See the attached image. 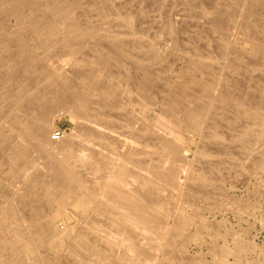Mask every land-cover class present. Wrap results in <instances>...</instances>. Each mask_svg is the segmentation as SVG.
Returning <instances> with one entry per match:
<instances>
[{
    "label": "rangeland",
    "instance_id": "374dc122",
    "mask_svg": "<svg viewBox=\"0 0 264 264\" xmlns=\"http://www.w3.org/2000/svg\"><path fill=\"white\" fill-rule=\"evenodd\" d=\"M0 24V264H29L7 255L25 239L47 264H88L75 252L86 235L116 264H264V0H0ZM17 153L31 163L13 166ZM167 163L187 172L177 191L147 175ZM140 181L145 203L125 193ZM84 185L96 211L78 200ZM120 208L133 237L111 219Z\"/></svg>",
    "mask_w": 264,
    "mask_h": 264
},
{
    "label": "bare ground",
    "instance_id": "6f19581e",
    "mask_svg": "<svg viewBox=\"0 0 264 264\" xmlns=\"http://www.w3.org/2000/svg\"><path fill=\"white\" fill-rule=\"evenodd\" d=\"M2 1V0H1ZM44 1V0H43ZM60 1V0H59ZM102 1V0H101ZM184 1V0H183ZM187 1V0H186ZM80 2V1H79ZM85 2V1H84ZM87 2V1H86ZM85 2V3H86ZM107 2V1H106ZM148 2V1H147ZM159 2V1H158ZM196 2V1H195ZM260 2V1H259ZM19 3V2H18ZM21 3V2H20ZM35 3V2H34ZM48 3H49V1H48ZM90 3V2H89ZM88 3V4H89ZM172 3V2H171ZM244 3V2H243ZM251 3V2H250ZM11 4H13V3H11ZM30 4V3H29ZM32 4V3H31ZM122 4V3H121ZM179 4V3H178ZM196 4V3H195ZM205 4V3H204ZM8 5V4H7ZM83 5V4H82ZM154 5V4H153ZM152 5V6H153ZM240 5V4H239ZM210 6V5H209ZM258 6V5H257ZM3 7V6H2ZM7 7V6H6ZM18 7H19V5H18ZM112 7V6H111ZM138 7V6H137ZM136 7V8H137ZM230 7V6H229ZM9 8V7H8ZM14 8H16V7H14ZM96 8V7H95ZM101 8V7H100ZM180 8V7H179ZM234 8V7H233ZM4 9H6V8H4ZM80 9V8H79ZM86 9V8H85ZM152 9V8H151ZM69 10V9H68ZM74 10V9H73ZM84 10V9H83ZM119 10V9H118ZM167 10V9H166ZM14 11H15V9H14ZM58 11V10H57ZM61 11V10H60ZM63 11V10H62ZM107 11V10H106ZM125 11V10H124ZM221 11V10H220ZM1 12H3V11H1ZM10 12V11H9ZM65 13H68L67 12V10H66V12ZM84 13V12H83ZM95 13V12H94ZM20 14V13H19ZM59 14V13H58ZM86 14V13H85ZM107 14V13H106ZM105 14V15H106ZM157 14V13H156ZM17 15H18V13H17ZM40 15V14H39ZM60 15V14H59ZM65 15V14H64ZM69 15V14H68ZM87 15V14H86ZM14 16H16L15 14H14ZM21 16V15H20ZM65 16H67V15H65ZM71 16V15H70ZM75 16V15H74ZM141 17L143 16V15H140ZM145 16V15H144ZM214 16V15H213ZM223 16V15H222ZM250 16V15H249ZM35 17V16H34ZM60 17V16H59ZM132 17V16H131ZM163 17V16H162ZM4 18H5V16H4ZM69 18H71V17H69ZM76 18V17H75ZM122 18V17H121ZM125 18V17H124ZM132 18H134V17H132ZM137 18H139V17H137ZM65 19V18H64ZM126 19H127V17H126ZM135 19H136V17H135ZM134 19V20H135ZM174 19V18H173ZM21 20V19H20ZM125 20V19H124ZM191 20V19H190ZM14 21V20H13ZM55 21V20H54ZM193 21V20H192ZM191 21V22H192ZM206 21H208L207 19H206ZM211 21V20H210ZM58 22V21H57ZM82 22V21H81ZM111 22V21H110ZM113 22V21H112ZM135 22V21H134ZM138 22V21H137ZM60 23V22H59ZM91 23V22H90ZM101 23V22H100ZM223 23V22H222ZM221 23V24H222ZM33 24V23H32ZM174 24V23H173ZM179 24V23H178ZM1 25V24H0ZM68 25V24H67ZM81 25V24H80ZM97 25V24H96ZM128 25V24H127ZM198 26V25H197ZM218 26V25H217ZM226 26V25H225ZM166 27V26H165ZM241 27V26H240ZM243 27V26H242ZM241 27V28H242ZM247 27H249V26H247ZM94 28V27H93ZM203 28V27H202ZM263 28V27H262ZM66 29V28H65ZM131 29V28H130ZM148 29V28H147ZM225 29V28H224ZM245 29V28H244ZM14 30V29H13ZM156 30V29H155ZM206 30V29H205ZM248 30V29H247ZM38 31V30H37ZM75 31V30H74ZM92 31V30H91ZM109 31V30H108ZM111 31H113V30H111ZM110 31V32H111ZM202 31V30H201ZM226 31V30H225ZM41 32V31H40ZM44 33H46V32H44ZM42 34V32L40 33V35H45V34ZM176 33V32H175ZM76 34V33H75ZM85 34V33H84ZM103 34V33H102ZM136 34V33H135ZM48 35V34H47ZM81 35V34H80ZM87 35V34H86ZM202 35V34H201ZM42 36H39V37H42ZM68 36V35H67ZM78 36V35H77ZM76 36V37H77ZM82 36V35H81ZM84 36V35H83ZM188 36V35H187ZM193 36V35H192ZM217 36V35H216ZM33 37V36H32ZM69 37H71V36H69ZM100 37V36H99ZM139 37V36H138ZM223 37H224V35H223ZM225 37H226V35H225ZM244 37V36H243ZM67 40H66V43L68 44V45H72V41L70 40V38H68V37H65ZM78 38L79 39H82V38H80V36H78ZM229 38V37H228ZM72 39V38H71ZM211 39V38H210ZM100 40V39H99ZM198 40V39H197ZM221 40V39H220ZM109 41V40H108ZM117 41V40H116ZM140 41V40H139ZM259 41V40H258ZM212 42V41H211ZM129 43V42H128ZM196 43V42H195ZM198 43V42H197ZM252 43H254V42H252ZM102 44V43H101ZM117 44V43H116ZM142 44V43H141ZM215 44V43H214ZM145 45V44H144ZM183 45V44H182ZM181 45V46H182ZM197 45V44H196ZM216 45V44H215ZM259 45V44H258ZM89 46V45H88ZM199 46V45H198ZM197 46V47H198ZM121 47V46H120ZM189 47V46H188ZM191 47V46H190ZM217 47V46H216ZM260 47V46H259ZM262 47V46H261ZM182 48H183V46H182ZM205 48V47H204ZM73 49V48H72ZM91 49H92V47H91ZM94 49V48H93ZM213 49H215V47L213 48ZM258 48H256V50H257ZM264 49V48H263ZM76 51V50H75ZM74 51V52H75ZM202 51V50H201ZM104 53V52H103ZM217 53V52H216ZM77 54V53H76ZM86 54V53H85ZM68 55V54H67ZM141 55V54H140ZM198 55V54H197ZM226 55V54H225ZM238 55V54H237ZM61 56V55H60ZM66 56V55H65ZM69 56V55H68ZM64 57V56H63ZM121 57V56H120ZM224 57V56H223ZM60 58V57H59ZM147 58V57H146ZM211 58V57H210ZM63 59V58H62ZM123 59V58H122ZM230 59V58H229ZM251 60V59H250ZM114 61V60H113ZM69 62V61H68ZM104 63V62H103ZM134 63V62H133ZM217 63V62H216ZM232 63V62H231ZM195 64V63H194ZM105 65V64H104ZM202 65V64H201ZM67 66V65H66ZM124 66V65H123ZM144 66V65H143ZM205 66V65H204ZM248 66V65H247ZM63 67V66H62ZM104 67V66H103ZM199 67V66H198ZM244 67V66H243ZM64 68V67H63ZM178 68V67H177ZM67 69V68H66ZM102 69V68H101ZM130 69V68H129ZM192 69V68H191ZM93 70V69H92ZM80 71V70H79ZM120 71V70H119ZM263 71V70H262ZM97 72V71H96ZM104 72V71H103ZM135 72V71H134ZM169 72V71H168ZM258 72V71H257ZM64 73V72H63ZM114 73V72H113ZM116 73V72H115ZM183 73V72H182ZM92 74V73H91ZM66 75V74H65ZM125 75H127V74H125ZM210 75V74H209ZM98 76V75H97ZM138 76V75H137ZM144 76V75H143ZM183 76V75H182ZM205 77V76H204ZM172 78H173V76H172ZM259 78H261V77H259ZM73 79V78H72ZM75 79V78H74ZM124 79V78H123ZM134 79V78H133ZM184 79V78H183ZM205 79V78H204ZM125 80V79H124ZM180 80V79H179ZM223 80V79H222ZM58 81V80H57ZM145 81V80H144ZM175 81V80H174ZM243 81V80H242ZM112 82V81H111ZM132 82V81H131ZM231 82V81H230ZM259 82V81H258ZM103 83V82H102ZM124 83V82H123ZM174 83V82H173ZM206 83V82H205ZM236 83V82H235ZM79 84V83H78ZM86 84V83H85ZM116 84V83H115ZM141 84V83H140ZM226 85V84H225ZM23 86V85H22ZM26 86V85H25ZM25 86H24V88H25ZM64 86V85H63ZM118 86V85H117ZM246 86V85H245ZM132 87V86H131ZM175 87V86H174ZM205 87V86H204ZM85 88V87H84ZM209 88V87H208ZM246 88V87H245ZM260 88H262V87H260L259 86V89ZM118 89V88H117ZM198 89V88H197ZM233 89V88H232ZM239 89V88H238ZM264 89V88H263ZM23 90V89H22ZM87 90V89H86ZM219 90V89H218ZM262 90V89H261ZM82 91H84V90H82ZM257 91V90H256ZM260 91V90H259ZM263 91V90H262ZM86 92V91H85ZM92 93H93V90L91 91ZM212 92V91H211ZM21 93V92H20ZM18 94V95H21V94ZM25 93V92H24ZM110 93V92H109ZM127 93V92H126ZM235 93V92H234ZM245 93V92H244ZM208 94V93H207ZM212 94H214V96H215V93H212ZM237 94V93H236ZM262 94V93H261ZM17 95V96H18ZM23 95V94H22ZM88 95V94H87ZM93 95V94H92ZM127 95V94H126ZM138 95V94H137ZM169 95V94H168ZM204 95V94H203ZM230 95V94H229ZM250 95V94H249ZM252 95H254V94H252ZM262 95H264V92H263V94ZM85 96V95H84ZM194 96V95H193ZM227 96V95H226ZM248 96V95H247ZM246 96V97H247ZM19 97V96H18ZM23 97V96H22ZM141 97V96H140ZM182 97V96H181ZM261 97V96H260ZM263 97V96H262ZM261 97V100L263 99ZM10 98V97H9ZM105 98V97H104ZM144 98V97H143ZM171 98V97H170ZM178 98V97H177ZM205 98V97H204ZM219 98V97H218ZM224 100L222 101V103H224V104H226V100L228 99V97H225V98H223ZM79 100V99H78ZM146 100V99H145ZM151 100V99H150ZM168 100V99H167ZM170 100V99H169ZM206 100V99H205ZM81 101V100H80ZM172 101V100H171ZM178 101V100H177ZM92 102V101H91ZM147 102V101H146ZM169 102V101H168ZM163 103H164V101H163ZM203 103V102H202ZM207 103V102H206ZM221 103V104H222ZM92 104V103H91ZM173 104V103H172ZM178 104V103H177ZM210 104V103H209ZM199 106V105H198ZM206 106V105H205ZM211 106V105H210ZM8 107V106H7ZM202 107V106H201ZM204 107V106H203ZM215 107V106H214ZM219 107V106H218ZM241 107V106H240ZM245 107V106H244ZM183 108V107H182ZM191 108V107H190ZM190 108H189V111H191L190 110ZM217 108V107H216ZM251 108H253V107H251ZM133 109V108H132ZM186 109V108H185ZM227 110V109H226ZM257 110V109H256ZM189 111H188V113H189ZM197 111V110H196ZM206 111V110H205ZM215 111V110H214ZM72 112H73V110H72ZM137 112V111H136ZM159 112V111H158ZM185 112V111H184ZM187 112V111H186ZM242 112V111H241ZM77 113V112H76ZM187 113V114H188ZM257 113V112H256ZM192 114H193V112H192ZM197 115H198V112L196 113ZM219 114V113H218ZM243 114V113H242ZM76 115L77 114H73V113H69L68 112V116L70 117V118H74V117H76ZM108 115V114H107ZM190 115V114H189ZM209 115V114H208ZM54 116V115H53ZM113 116V115H112ZM157 116V115H156ZM194 116V115H193ZM200 116V115H199ZM203 116V115H202ZM251 116V115H250ZM176 117V116H175ZM187 117V116H186ZM189 117V116H188ZM255 117V116H254ZM262 117V116H261ZM191 119H194V120H198L199 121V119H203V118H201V116L200 117H198V116H196V117H190ZM190 118H188V119H190ZM212 118V117H211ZM251 118V117H250ZM42 119V118H41ZM209 119V118H208ZM261 119V118H260ZM22 120V119H21ZM23 121V120H22ZM164 121V120H163ZM221 121V120H220ZM225 121V120H224ZM257 121V120H256ZM190 122H191V120H190ZM201 122V121H200ZM260 122V121H259ZM169 123V122H168ZM168 123H166V124H168ZM193 123V122H192ZM199 123V122H198ZM221 123V122H220ZM41 124V125H40ZM39 125H38V127H39V133L37 134V138L39 139V140H44L45 141V137H47V134L49 133V127H50V125H51V122L47 119V120H43L41 123H40ZM197 124V123H196ZM195 124V125H196ZM201 124V123H200ZM200 124H198V125H200ZM27 126V125H26ZM114 126V125H113ZM193 126V125H192ZM212 126V125H211ZM171 127V126H170ZM201 127V126H200ZM200 127H199V129H200ZM225 127V126H224ZM223 127V128H224ZM228 127V126H227ZM231 127V126H230ZM162 128V127H161ZM237 128V127H236ZM51 129V128H50ZM172 129H174V128H172ZM225 129V128H224ZM30 130V129H29ZM178 130V129H177ZM14 131V130H13ZM15 131H17L16 129H15ZM88 131V130H87ZM170 131V130H169ZM197 131H198V126H196V127H194L193 128V131H192V133H197ZM201 131V130H200ZM18 132V131H17ZM21 132V131H20ZM20 132H19V134H20ZM24 132V131H23ZM158 132H159V130H158ZM204 132H205V130H204ZM210 132V131H209ZM154 133V132H153ZM179 133V132H178ZM206 133V132H205ZM225 133H227L226 132V130H225ZM224 133V134H225ZM53 134H55V133H53ZM200 134H202V133H200ZM206 135V134H205ZM229 135V134H228ZM227 135V136H228ZM111 136V135H110ZM208 136V135H207ZM7 137V136H6ZM22 138V137H21ZM66 138V137H65ZM57 139H59V133H58V136H57V138L56 139H53V138H51L49 141H46L47 143L45 144V149L50 153V154H54V153H57L59 150H61L62 149V147H63V145H60V144H58V143H56L55 141H53V140H57ZM255 139V138H254ZM127 140V139H126ZM11 141V140H10ZM22 141V140H21ZM20 142V141H19ZM26 143V142H25ZM241 143V142H240ZM119 144V143H118ZM150 144V143H149ZM25 145V144H24ZM182 145V144H181ZM82 146V145H81ZM95 146V145H94ZM131 146V145H130ZM18 147V146H17ZM186 147V146H185ZM236 147V146H235ZM251 147V146H250ZM16 148V147H15ZM75 148V147H74ZM149 148V147H148ZM126 149V148H125ZM189 149V148H188ZM250 149V148H249ZM95 150V149H94ZM204 150V149H203ZM225 150V149H224ZM227 150V149H226ZM233 150V149H232ZM236 149H234V151H235ZM11 151V150H10ZM65 151V150H64ZM140 151V150H139ZM171 155H172V157H174V158H180V157H182L186 152H187V150H184V148H182L181 146H172L171 145ZM237 151V150H236ZM236 151H235V153H236ZM198 152V151H197ZM94 153V152H93ZM111 153V152H110ZM14 155V154H13ZM95 155V154H94ZM192 155V154H191ZM117 156V155H116ZM168 156V155H167ZM27 156L24 154V153H17L16 155H14L13 157H11V163L13 164V166H18V164H19V162H30V161H28V159L26 158ZM172 159V158H171ZM239 159V158H238ZM210 160V159H209ZM51 161V160H50ZM174 161V160H173ZM254 161H255V159H254ZM123 162V161H122ZM126 162V161H125ZM129 162V161H128ZM128 162H127V164H128ZM177 162V161H176ZM210 162V161H209ZM257 162V161H256ZM31 163V162H30ZM100 163V162H99ZM172 163V162H171ZM258 163V162H257ZM24 164V163H23ZM174 164H176V163H174ZM208 164V163H207ZM206 164V165H207ZM251 165V164H250ZM93 166V165H92ZM129 166H131V164H129L128 165V167ZM156 166V165H155ZM19 167V166H18ZM29 167H31L30 165H29ZM58 167V166H57ZM63 167V166H62ZM89 167V166H88ZM94 167V166H93ZM137 167V166H136ZM151 167V166H150ZM183 167V166H182ZM51 168H52V166H51ZM209 168V167H208ZM223 168V167H222ZM246 168V167H245ZM260 168V167H259ZM66 169V168H65ZM163 170V172H160L159 170ZM189 169V168H188ZM50 170V169H49ZM80 170H81V168H80ZM134 170V169H133ZM139 170V169H138ZM204 170V169H203ZM57 171H58V169H57ZM67 171H70V170H68L67 169ZM66 171V172H67ZM188 171V170H187ZM197 171V170H196ZM49 172V171H48ZM51 172V171H50ZM53 173H59V171L58 172H56V171H52ZM88 172H90V171H88ZM114 175L116 174V176L118 175L116 172H117V169H115L114 171ZM133 172V171H132ZM139 172V171H138ZM32 173V172H31ZM47 173V172H46ZM70 173H71V171H70ZM86 173V172H85ZM81 174L83 175L84 173H82L81 172ZM87 174V173H86ZM215 174V173H214ZM31 175V174H30ZM147 175L149 176V177H151V178H157L158 179V182H160L159 183V185L161 186V187H164V188H169V189H171V191L173 190V191H177V190H179L180 188H179V185H180V182L185 178V177H187V172L185 171V170H183V168H181L180 166H177V165H172V164H170V163H167V164H163V165H160V166H156V167H152L151 169L149 168V169H147ZM46 175H44V177H45ZM70 176H71V174H70ZM80 176V175H79ZM217 176V175H216ZM190 177V176H189ZM203 177V176H202ZM215 177V176H214ZM247 177V176H246ZM48 177H46V179H47ZM50 178V177H49ZM63 178V177H62ZM100 178V177H99ZM140 178V177H139ZM150 178V179H151ZM210 178V177H209ZM241 178V177H240ZM53 179H55V178H53ZM71 180V179H70ZM78 180V179H77ZM140 180H141V178H140ZM153 180V179H152ZM222 180V179H221ZM74 181V180H73ZM72 181V182H73ZM138 181V180H137ZM149 181V180H148ZM151 181V180H150ZM149 181V182H150ZM60 182V181H59ZM85 182V181H84ZM142 181H140V182H138V183H136V187H134V189L131 191H129V190H125V193H128L131 197H133V199H135L136 201H138V202H142V203H145V202H148L149 200H151V198H150V194H149V190H148V185L146 184H143V183H141ZM156 182V181H155ZM154 182V183H155ZM198 182V181H197ZM211 182V181H210ZM61 183H62V181H61ZM66 183V182H65ZM81 183V182H80ZM147 183V182H146ZM182 183H183V181H182ZM207 183V182H206ZM57 184V183H56ZM55 184V185H56ZM68 184V183H67ZM73 184V183H72ZM79 184V183H78ZM156 184H158V183H156ZM197 185V184H196ZM63 186V185H62ZM65 186V185H64ZM83 186V185H82ZM87 186V185H86ZM85 185H84V187L85 188H82V192L79 194V198H78V200H86V202H88V204L91 206V208H92V210H95L96 211V209H97V203L99 202H97V200H98V198L97 197H95L94 199L93 198H91L90 197V195H89V193H88V191H86L85 189L87 188ZM151 186V185H150ZM189 186V185H188ZM192 186V185H191ZM221 186V185H220ZM99 187H100V185H99ZM123 187H125V186H123ZM138 187V188H137ZM151 187H153V186H151ZM46 188V187H45ZM150 188V187H149ZM159 188V187H158ZM179 188V189H178ZM193 188H196V187H193ZM202 188V187H201ZM47 189V188H46ZM90 189V188H89ZM96 189V188H95ZM155 189V188H154ZM39 190V189H38ZM54 190V189H53ZM182 190V189H181ZM50 191H51V189H50ZM68 191V190H67ZM194 191V190H193ZM197 191V190H196ZM156 192V191H155ZM213 192V191H212ZM20 193V192H19ZM18 193V194H19ZM17 194V193H16ZM39 194H41V193H39ZM59 194V193H58ZM63 194V193H62ZM186 194V193H185ZM51 195H52V193H51ZM60 195H61V193H60ZM66 195H67V193H66ZM59 196V195H58ZM65 196V195H64ZM17 197V196H16ZM45 197H46V195H45ZM62 197V196H61ZM103 197V196H102ZM55 198V197H54ZM66 198V197H65ZM77 198V197H76ZM18 199V198H17ZM17 199H16V201H17ZM59 199H60V197H59ZM74 199V198H73ZM104 199V198H103ZM185 199V198H184ZM215 199V198H214ZM217 199V198H216ZM13 200V199H12ZM57 200V199H56ZM55 200V201H56ZM106 200V199H105ZM107 200H109V199H107ZM114 200V199H113ZM159 200V199H158ZM163 200V199H162ZM178 200H179V198H178ZM194 200H195V198H194ZM197 200V199H196ZM15 201V202H16ZM58 201V200H57ZM111 201V200H110ZM192 201V200H191ZM53 202V201H52ZM65 202H67V201H65ZM70 202V201H69ZM130 202V201H129ZM11 203H12V201H11ZM71 203V202H70ZM111 203V202H110ZM173 203V202H172ZM191 204V203H190ZM17 204H15V206H16ZM148 205V204H147ZM152 205V204H151ZM178 205V204H177ZM230 205V204H229ZM14 206V207H15ZM125 206V205H124ZM17 207V206H16ZM43 207V206H42ZM100 207V206H99ZM123 207V206H122ZM154 207V206H153ZM173 207V206H172ZM244 207V206H243ZM50 208V207H49ZM90 208V207H89ZM124 208V207H123ZM44 209V208H43ZM125 210H126V208H124ZM186 209V208H185ZM194 209V208H193ZM13 210V209H12ZM8 211V210H7ZM36 211V210H35ZM105 211V210H104ZM111 211H112V209H111ZM113 211H115V210H113ZM112 211V214H111V219H112V221H113V223L117 226V227H119V228H121L122 230H123V232L125 233V235L127 236H134V234H135V224H134V222H133V219L134 218H130V216H128V215H126L125 214V212H124V210L122 209V208H120L118 211H115L116 213H114ZM129 211H130V209H129ZM127 212V211H126ZM145 212V211H144ZM194 212V211H193ZM54 213V212H53ZM101 213V212H100ZM106 213V212H105ZM103 214V213H102ZM12 217H13V221H15L16 223L15 224H17L19 227H26V228H28L27 226H28V223L26 222V220H24V218H23V216H21L18 212H16V210H14V212H13V214H12ZM106 217H108V216H106ZM106 217H105V221H106ZM134 217V216H133ZM146 217V216H145ZM145 217H143V218H145ZM101 218V217H100ZM142 218V217H141ZM3 219V218H2ZM94 219V218H93ZM98 219V218H97ZM147 219V218H146ZM157 219V218H156ZM5 220V219H4ZM85 220V219H84ZM104 220V219H103ZM144 220V219H143ZM143 220H141V221H143ZM2 221V220H1ZM104 221V222H105ZM111 221V222H112ZM156 221V220H155ZM7 222H9V221H7ZM109 222V221H108ZM6 223V222H5ZM11 223H13L12 221H11ZM139 223V222H138ZM144 223H146L147 224V222H144ZM105 224H107L106 222H105ZM110 224V223H109ZM8 225V224H7ZM140 225V224H139ZM3 226V225H2ZM1 226V227H2ZM15 226V225H14ZM107 226V225H106ZM115 226V227H116ZM138 226V225H137ZM8 227V226H7ZM108 227V226H107ZM145 227V226H144ZM60 229V228H59ZM154 230V229H153ZM17 231H19V230H17ZM111 231H115V230H112L111 229ZM110 231V232H111ZM139 231V230H138ZM14 232V231H13ZM97 232H100V231H97ZM2 233V232H1ZM4 233V232H3ZM7 233V232H6ZM5 233V234H6ZM16 233V232H15ZM52 233V232H51ZM58 233V232H57ZM118 233V232H117ZM54 234V233H53ZM79 234V233H78ZM98 234V233H97ZM137 234V233H136ZM139 234V233H138ZM27 235V234H26ZM25 235V236H26ZM119 235H121L120 233H119ZM140 235V234H139ZM36 236V235H35ZM32 237V236H31ZM38 237V236H37ZM53 237V236H52ZM104 237V236H103ZM122 237V236H121ZM120 237V238H121ZM132 237H131V239H132ZM140 237V236H139ZM49 238V237H48ZM102 238V237H101ZM110 238V237H109ZM123 238V237H122ZM1 239V238H0ZM21 239V238H20ZM45 239H47V238H45ZM45 239H43V240H45ZM128 239V238H127ZM135 239V238H134ZM137 239H139V238H137ZM42 240V241H43ZM57 240V239H56ZM98 240V239H97ZM106 240V239H105ZM110 240V239H109ZM36 241V240H35ZM35 241H31L30 239H25V240H23L22 242H20V245H21V247H22V249L21 248H18V249H12V248H10V247H8L7 248V255H8V257H9V259H11V260H16V262L18 263V262H20V261H17V260H19V258H18V256H17V254L18 253H20V250L22 251V252H25V254H27L29 257H30V262H29V264H47L46 262H45V258L43 259V257H41L39 254V252H38V250H37V244H36V242ZM139 241V240H138ZM145 241V240H144ZM3 243H7V242H5V241H2ZM9 242V241H8ZM99 242V241H98ZM91 235H86V236H83V237H81V238H79L78 239V241H77V245L79 246V249L78 248H76L77 249V251H75L77 254H79V256L82 258V259H85V257H83L84 255H85V251L87 250V251H91V253L93 254V256H91V257H86V262L88 263V264H116L117 263V261H118V259L117 258H119V257H109V256H107L105 253H104V250L100 247V245H99V243H98ZM113 242V241H112ZM12 243V242H11ZM121 243H122V241H121ZM127 243V242H126ZM176 243V242H175ZM8 244V243H7ZM104 244V243H103ZM112 244V243H111ZM128 244V243H127ZM180 244V243H179ZM1 245V244H0ZM11 245V244H10ZM43 245V244H42ZM107 245V244H106ZM147 245V244H146ZM243 245V244H242ZM3 246V245H2ZM19 246V245H18ZM41 246V245H40ZM45 246V245H44ZM43 246V247H44ZM116 246V245H115ZM118 246V245H117ZM135 246V245H134ZM133 246V247H134ZM144 246V245H143ZM142 246V247H143ZM185 246V245H184ZM105 247V246H104ZM113 247V246H112ZM121 247V246H120ZM147 247H150V246H147ZM163 247V246H162ZM4 248V247H3ZM17 248V247H16ZM61 248V247H60ZM5 249V248H4ZM59 249V248H58ZM108 249L109 248H107V251H108ZM120 249V248H119ZM151 249V248H150ZM152 249H154V248H152ZM158 249V248H157ZM182 249V248H181ZM0 250H2V249H0ZM53 250H55V249H53ZM72 250H74V249H72ZM114 250V249H113ZM3 251V250H2ZM52 251V250H51ZM127 251V250H126ZM129 251V250H128ZM133 251V250H132ZM136 251V250H135ZM144 251V252H143ZM160 251V250H159ZM164 252H165V250H163ZM57 252V251H56ZM105 252H106V250H105ZM142 252L143 253H141L142 254V259H144V261H145V258L147 257V255H150L151 256V254L149 253V251L147 250V249H142ZM174 252V251H173ZM157 253V252H156ZM5 254V253H4ZM127 254V253H126ZM139 254V253H138ZM221 254V253H220ZM50 255V254H49ZM171 255V254H170ZM158 256V255H157ZM156 255L154 256V257H157ZM7 256H6V258H8ZM72 257V256H71ZM1 258H4L3 256L1 257ZM140 258V257H139ZM149 258V257H148ZM169 258V257H168ZM172 258H174V257H172ZM237 258V257H236ZM22 259V258H21ZM27 259V258H26ZM77 259V258H76ZM161 259V258H160ZM159 259V260H160ZM122 260V259H121ZM148 260V259H147ZM152 260H154V259H152ZM7 261V260H6ZM123 261H124V259H123ZM126 261V260H125ZM124 261V262H125ZM142 261V260H141ZM3 262V261H2ZM10 262V261H9ZM122 262V261H121ZM140 262V261H139ZM148 262H149V260H148ZM160 262V261H159ZM12 263H13V261H12ZM118 263H120V262H118ZM62 264V263H61ZM65 264V263H64ZM82 264H83V262H82ZM122 264H124V263H122ZM150 264V263H149ZM154 264V263H153ZM210 264V263H209Z\"/></svg>",
    "mask_w": 264,
    "mask_h": 264
},
{
    "label": "built area",
    "instance_id": "2783aa9c",
    "mask_svg": "<svg viewBox=\"0 0 264 264\" xmlns=\"http://www.w3.org/2000/svg\"><path fill=\"white\" fill-rule=\"evenodd\" d=\"M55 134H52L51 135V137L53 138V139H56L57 138V136H58V132H56V131H53Z\"/></svg>",
    "mask_w": 264,
    "mask_h": 264
}]
</instances>
